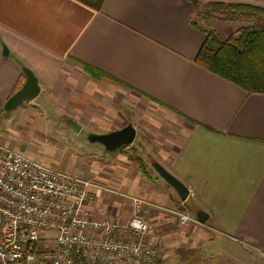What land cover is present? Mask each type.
Returning <instances> with one entry per match:
<instances>
[{
    "label": "crops",
    "instance_id": "1",
    "mask_svg": "<svg viewBox=\"0 0 264 264\" xmlns=\"http://www.w3.org/2000/svg\"><path fill=\"white\" fill-rule=\"evenodd\" d=\"M198 2L264 8V0ZM198 9L188 0H105L100 11L76 0H0V106L31 71L39 94L16 108L87 145L88 161L66 171L106 189L92 190L87 204L98 217L149 223L161 250L151 264H246L241 254L264 264V94L196 61L208 27L226 41L251 24H207ZM128 125L136 136L118 150L89 140ZM46 151L39 163L63 171L57 150ZM153 163L189 189L186 201ZM124 195L154 206L136 212ZM197 210L205 224H180L172 213Z\"/></svg>",
    "mask_w": 264,
    "mask_h": 264
},
{
    "label": "built area",
    "instance_id": "2",
    "mask_svg": "<svg viewBox=\"0 0 264 264\" xmlns=\"http://www.w3.org/2000/svg\"><path fill=\"white\" fill-rule=\"evenodd\" d=\"M94 181L0 144V264H151L160 248L138 214L126 222L98 217L87 204ZM136 212L154 205L132 196ZM180 224L199 223L173 211Z\"/></svg>",
    "mask_w": 264,
    "mask_h": 264
},
{
    "label": "trees",
    "instance_id": "3",
    "mask_svg": "<svg viewBox=\"0 0 264 264\" xmlns=\"http://www.w3.org/2000/svg\"><path fill=\"white\" fill-rule=\"evenodd\" d=\"M100 11L105 0H76ZM199 8L198 0H188ZM203 18L227 22H244L251 26L241 28L226 41L208 27L207 40L203 44L197 63L208 71L244 89L249 94H264V8L246 4H207ZM208 24V23H207ZM22 83L16 87V92Z\"/></svg>",
    "mask_w": 264,
    "mask_h": 264
},
{
    "label": "rangeland",
    "instance_id": "4",
    "mask_svg": "<svg viewBox=\"0 0 264 264\" xmlns=\"http://www.w3.org/2000/svg\"><path fill=\"white\" fill-rule=\"evenodd\" d=\"M198 10L199 12H206L205 7H200ZM198 21L200 22V20ZM23 106L21 105L11 110L6 106H0V142L11 144V146L16 148L21 147L18 148L21 150L15 151L23 153L26 156L29 155L28 157L38 162L44 161L42 155L44 156L43 153L47 152L46 147H53L57 150V155L53 156L51 154L54 157L52 159L59 158L60 168H63L65 172H67L66 169L69 167L73 170L74 168L83 166L84 162L88 161V157L90 156L87 145H82L79 142V137H76L70 131L66 134L59 132L55 126L56 124L54 122L52 124L46 123L44 116L39 112H28L29 114L25 115L27 112ZM51 119L57 120L58 116L53 115ZM62 163L65 165L63 166ZM241 257L242 261L247 264L248 257L244 254H241ZM250 262L252 264H260L253 260Z\"/></svg>",
    "mask_w": 264,
    "mask_h": 264
},
{
    "label": "water",
    "instance_id": "5",
    "mask_svg": "<svg viewBox=\"0 0 264 264\" xmlns=\"http://www.w3.org/2000/svg\"><path fill=\"white\" fill-rule=\"evenodd\" d=\"M26 82L22 86V88L13 94V96L7 101L5 106L8 109H14L24 101H29L39 94L40 88L38 85V80L34 76V74L25 69ZM75 131H78L79 128L73 122L70 124ZM77 127V128H76ZM136 136V131L131 125H128L124 129L113 132L111 134L105 135H94L89 136V140L91 142H97L102 144L107 150L115 151L120 149L123 146L130 145ZM152 166L157 171V173L164 179L177 193L179 198L182 201H186L189 196V189L176 177L170 174L167 170H165L162 166L157 163H153ZM208 214L203 210L196 211V219L201 223L205 224L208 221Z\"/></svg>",
    "mask_w": 264,
    "mask_h": 264
}]
</instances>
